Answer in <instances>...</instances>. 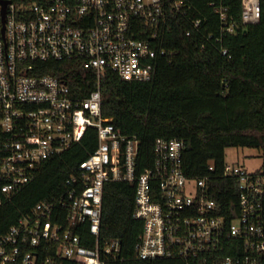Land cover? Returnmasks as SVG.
<instances>
[{
  "label": "built area",
  "instance_id": "2783aa9c",
  "mask_svg": "<svg viewBox=\"0 0 264 264\" xmlns=\"http://www.w3.org/2000/svg\"><path fill=\"white\" fill-rule=\"evenodd\" d=\"M5 1L4 12L0 5V204L50 158L80 142L86 130L96 132L97 147L65 181V195L36 204L0 238V264H109L120 248L117 241L99 244L109 182L135 187L132 216L142 224L137 259L264 264V151H257L259 163L252 170L224 163L223 174L239 184L238 215L226 220L207 198L204 180L186 177L181 139H157L152 165L139 172V141L115 131L101 112L105 71L132 82L153 78L152 62L166 56L160 48L169 31L164 6L183 17L182 0ZM224 11L218 8L222 21ZM240 15L243 24L256 23L259 0H242ZM198 26L199 20L189 21L185 35ZM65 61L94 71L96 88L85 97L56 77L36 74V63ZM77 228L88 233L82 237Z\"/></svg>",
  "mask_w": 264,
  "mask_h": 264
},
{
  "label": "trees",
  "instance_id": "16d2710c",
  "mask_svg": "<svg viewBox=\"0 0 264 264\" xmlns=\"http://www.w3.org/2000/svg\"><path fill=\"white\" fill-rule=\"evenodd\" d=\"M182 2L183 17L168 3L164 6L169 31L163 34L160 48L166 56L152 62L153 78L132 82L105 71L100 81L101 112L115 131L139 141V172L152 165L157 139H181L186 177L203 179L207 198L216 204L219 215L230 220L239 212V184L223 174L225 151H264V0H259L260 17L252 25L241 21L242 0ZM219 7L225 9V21L220 19ZM191 20H199V26L187 36ZM35 67L40 69L37 75L56 77L77 96L85 97L96 88L94 71L79 62L36 63ZM86 131L80 142L38 168L10 201L2 200L0 238L36 204L65 195V181L97 147L96 132ZM104 188L99 244L117 241L120 245L107 263L185 264L179 259H137L134 247L142 224L132 216L135 187L109 182ZM76 233L85 237L88 232L77 228Z\"/></svg>",
  "mask_w": 264,
  "mask_h": 264
},
{
  "label": "rangeland",
  "instance_id": "374dc122",
  "mask_svg": "<svg viewBox=\"0 0 264 264\" xmlns=\"http://www.w3.org/2000/svg\"><path fill=\"white\" fill-rule=\"evenodd\" d=\"M258 152L251 149L229 148L225 151V163L243 165L249 170L256 168L259 163Z\"/></svg>",
  "mask_w": 264,
  "mask_h": 264
},
{
  "label": "water",
  "instance_id": "95a60500",
  "mask_svg": "<svg viewBox=\"0 0 264 264\" xmlns=\"http://www.w3.org/2000/svg\"><path fill=\"white\" fill-rule=\"evenodd\" d=\"M7 1H5V0H0V5H2V7H3V12H4V9H5V7H6V5H7Z\"/></svg>",
  "mask_w": 264,
  "mask_h": 264
}]
</instances>
